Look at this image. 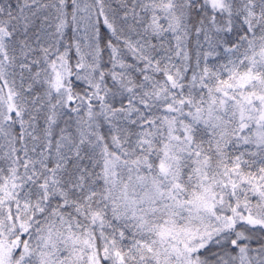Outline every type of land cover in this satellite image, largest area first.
I'll list each match as a JSON object with an SVG mask.
<instances>
[{"label":"snow or ice","instance_id":"1","mask_svg":"<svg viewBox=\"0 0 264 264\" xmlns=\"http://www.w3.org/2000/svg\"><path fill=\"white\" fill-rule=\"evenodd\" d=\"M0 264H264V0H0Z\"/></svg>","mask_w":264,"mask_h":264}]
</instances>
